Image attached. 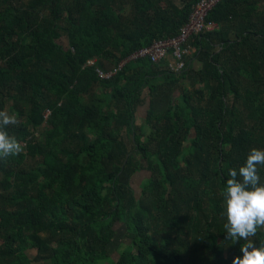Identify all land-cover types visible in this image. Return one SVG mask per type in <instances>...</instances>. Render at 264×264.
<instances>
[{"label":"trees","instance_id":"trees-1","mask_svg":"<svg viewBox=\"0 0 264 264\" xmlns=\"http://www.w3.org/2000/svg\"><path fill=\"white\" fill-rule=\"evenodd\" d=\"M198 1L0 0V110L17 117L7 131L23 147L0 161V264L241 255L221 193L229 170L264 150V0H223L209 13L215 27L191 41L196 69L191 59L178 75L169 59L145 58L109 80L96 71L179 35ZM120 224L127 242L114 258ZM251 239L264 242V230Z\"/></svg>","mask_w":264,"mask_h":264},{"label":"clouds","instance_id":"clouds-1","mask_svg":"<svg viewBox=\"0 0 264 264\" xmlns=\"http://www.w3.org/2000/svg\"><path fill=\"white\" fill-rule=\"evenodd\" d=\"M17 123L15 115L0 110V161L23 151L16 136L7 131L9 126ZM258 165L264 166V150L252 148L238 170H229L230 178L221 193L226 239L233 243L245 242L240 244L241 255L234 257L232 264H264V242L256 244L251 239L264 230V183L258 175Z\"/></svg>","mask_w":264,"mask_h":264},{"label":"built area","instance_id":"built-area-1","mask_svg":"<svg viewBox=\"0 0 264 264\" xmlns=\"http://www.w3.org/2000/svg\"><path fill=\"white\" fill-rule=\"evenodd\" d=\"M223 0H200L192 5L188 22L181 28L179 35L173 38L155 41L150 47L140 49L128 58L120 61L112 69L97 67L98 77L109 80L119 74L127 63L140 59H150L158 63L169 59L168 70L174 74H181L187 68V61L194 58V48L191 41L194 36L202 35L205 31L212 30L214 24L207 23L209 13ZM96 66L94 59L87 63Z\"/></svg>","mask_w":264,"mask_h":264},{"label":"rangeland","instance_id":"rangeland-1","mask_svg":"<svg viewBox=\"0 0 264 264\" xmlns=\"http://www.w3.org/2000/svg\"><path fill=\"white\" fill-rule=\"evenodd\" d=\"M59 44L65 48V47H68V41L65 37L61 38L60 40H58ZM94 61L97 62V59L94 58ZM104 64H106L105 66L106 67H111V66H114L113 64L111 65L110 63H106L104 62ZM145 110H143V113L141 114V116L139 115V119L136 121V124H142L143 121H144V117H145ZM42 130V129H41ZM39 130L38 133L41 131ZM148 177V172L146 171H141L136 177L135 179L133 180V188L136 190V192L139 191L138 189V186L139 184L146 178ZM118 232L114 235L113 239L111 240L110 244H109V247H108V250L110 251L111 255L116 258L117 257V253H115L116 248L117 247H122L123 245L122 244H126L127 242V239L125 237V230L124 228H122V225H118ZM34 240L36 241H41L43 240V236H39V235H36L33 237ZM36 254H37V251L36 249H33V250H29L27 252V256L31 259V260H34L36 258Z\"/></svg>","mask_w":264,"mask_h":264},{"label":"crops","instance_id":"crops-1","mask_svg":"<svg viewBox=\"0 0 264 264\" xmlns=\"http://www.w3.org/2000/svg\"><path fill=\"white\" fill-rule=\"evenodd\" d=\"M194 60H195V59L192 60L191 64L193 63V66H194V68L196 69V68L199 67V65H198V62H197V61H194ZM143 110H145V112H146V107L141 108V109L139 110V115H140V116H141V114L143 113ZM145 115H146V114H145Z\"/></svg>","mask_w":264,"mask_h":264}]
</instances>
